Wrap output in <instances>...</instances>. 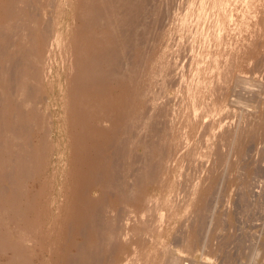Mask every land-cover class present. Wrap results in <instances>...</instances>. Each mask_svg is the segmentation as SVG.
<instances>
[{
  "label": "bare ground",
  "instance_id": "bare-ground-1",
  "mask_svg": "<svg viewBox=\"0 0 264 264\" xmlns=\"http://www.w3.org/2000/svg\"><path fill=\"white\" fill-rule=\"evenodd\" d=\"M170 1L0 0V256L9 254L8 264H32V251L27 248V242L39 239L36 237H40L39 241L52 240L48 252L62 240L63 249H59L56 264H102L105 255H108V261L103 264H117L114 256L121 244L126 243L127 230L124 231L119 223L122 219L119 214L112 213L115 210L107 201L111 197L108 195L117 196L120 203L123 199L135 197L150 181L166 188L170 186L166 180L167 162L156 160L164 159L166 152L169 157L178 149L182 133L178 136L175 130L176 118L173 119L177 113L171 118L168 116L167 105L157 101L155 87L174 79L175 67L181 64L172 55L179 52L181 42L177 41L175 49L170 45L168 48L171 49L157 48L152 56L149 55L152 48L148 49L152 40L150 30H154L161 19L162 7ZM257 1L260 0L250 1L246 12L235 24L239 27L247 24V17L253 14ZM195 3L188 6L168 30L153 37L160 44L172 33L179 35L180 39L184 33L191 38L193 46L202 32L201 25L206 21L213 30L207 36L204 59H199L200 55L192 58L191 68L195 72L189 85L184 76H180L181 81L177 79L182 93L180 104L188 108L185 109L189 110V115L199 106L210 113L215 111L216 99L208 103L200 98L206 93L224 97L223 90L241 60L243 46V42L238 41L227 50L222 49L227 44L224 35L233 16L227 0H197V5ZM48 7L52 8L51 11L49 8L50 15L47 14ZM261 21H264V13ZM257 34L253 37V45L258 39ZM243 82L238 75L236 83ZM115 89L122 91L120 96H112ZM188 118L186 121L194 124ZM250 122L240 123L234 130L226 125L218 140L222 142L229 138V141L232 136L234 140L239 139ZM160 128L163 139L160 135L157 139L166 146L165 153L160 151L164 154L161 156L159 146L155 145L157 139H152L158 137ZM132 131L133 134L128 133ZM54 134L57 146L54 145ZM153 144L157 146L155 155L159 158L153 156ZM136 147L143 149L139 156L136 151L130 154ZM126 151H131L129 157L135 155L137 160L133 156L123 162ZM195 154H198L197 147L189 148L184 155L193 158ZM152 157L158 158L155 162L159 167L152 165ZM156 167L159 173L155 171ZM47 171L50 174L44 175L42 186L52 192L56 190L54 193H58L62 200L56 197L49 199L50 203L46 201V204L55 205V214L47 218L43 230L37 228L39 221L36 223L39 219L36 212L38 202L33 201L32 196L25 200L22 196L23 192L26 195L25 184L37 180V174L40 177ZM197 184L187 189L184 201L188 205L197 201L201 189ZM93 189H98L100 194L91 199ZM52 192L49 197L53 196ZM172 196L168 193L163 203L170 210L177 205ZM48 210L50 213V209H43V215H49ZM31 214L36 218L33 219ZM38 214L40 216V212ZM196 217L199 219L200 215L191 218L195 220ZM193 223L186 225L184 231L182 229L183 239L188 243L193 242V233H189ZM141 224L142 230L132 236L141 240L136 254L143 257L142 264H177L174 258H169L172 249L161 243V229L150 227L145 220H141ZM147 235L150 237L146 238ZM90 237H94L93 241ZM148 242L150 247H146ZM67 246L74 248L75 252H66ZM0 264L6 263L0 261Z\"/></svg>",
  "mask_w": 264,
  "mask_h": 264
},
{
  "label": "rangeland",
  "instance_id": "rangeland-1",
  "mask_svg": "<svg viewBox=\"0 0 264 264\" xmlns=\"http://www.w3.org/2000/svg\"><path fill=\"white\" fill-rule=\"evenodd\" d=\"M174 1L176 2L174 3ZM250 1L251 0H227L228 5L232 9L233 16L230 18L229 26L224 35L227 44L225 47L223 46L222 49L227 50L229 47L234 46L238 41H242L243 46L240 50L241 60H238V65H235L233 61L232 66L235 65V72L232 73V79L230 78L225 89L226 91L223 90L224 97L217 98L218 96L216 97L213 95V98L212 95L211 97L206 93L200 98V100L208 103H211L216 99V109L211 113L199 106L196 108V110L198 109L197 111H190L193 114H187V111L189 110H186L188 109L187 107L181 106L180 97L182 96V93L180 88L178 89V83L181 81L180 76H184L185 83L188 85L191 81L195 72V70L191 68L193 65V56L200 55L199 59H204L205 57L204 50L207 45V36L213 32V30H210L208 27V21L201 25L202 32L199 34L198 39L194 42L193 46H191L190 43L191 38L186 37L184 33H181L182 36L184 35L181 39L179 35L172 33L169 37L167 36L165 40L161 41L160 44L158 41H154V38L157 37L160 31L165 32L177 21L178 17L180 19L183 16L184 11L188 6L193 5L194 2H196L195 5H197V0H171L168 5L164 4L160 13L161 19L159 22L161 24L158 22L157 24L160 25L158 26L156 24V26L153 27L154 30H150L152 40L148 45V49L152 48L149 53L151 56L156 54L158 51H156L157 48H168V45H170L172 49H175L177 41L179 40L181 42L179 52L175 55L173 54L172 57L182 66L179 65L178 67L176 64L177 66L174 71L176 74H174V79L163 85H156L155 92L158 93L157 101L167 105V112L169 110V115H167L170 118L177 113L178 117L175 116L173 119L175 121L176 118V121L174 122L175 130L178 136L182 133L180 142L183 143L179 144L178 149L175 150V152L177 151L176 153L173 151L168 157L167 152L165 151L166 148L164 149L166 146H163L161 143V140L163 139V135H161L163 134L162 127L160 128L161 130L159 129V132H157L158 137H156L157 135L155 134L156 136L152 138L154 141V138L160 139V137H162L161 140H155V143H157L154 144L159 146L158 148H160V150L159 153L158 151L157 153L160 156L164 155L163 152L160 153V151L164 150V153L166 152L165 155L167 159L164 155V159L160 157L161 159L156 160L159 158V155L156 156L157 154L155 152L157 146L155 147L153 144L151 148L154 153L153 156L156 154L154 157L158 158L155 159L152 157L154 162L150 160V163L152 164L153 162L152 165L158 166V161L162 163L167 162L169 171L166 172V180L170 183L168 188L163 186V184L161 185V183L150 181V183L148 182V184L135 194V197L132 196L129 199L127 198V201L123 199L125 201L121 200L122 203H119L120 200H118L119 198L117 196L113 197V195H108V197H111L108 198L107 201L110 205L112 204L111 207L115 210L112 213L119 214V217L122 218L119 220V223L122 225L124 231L125 228L127 230L125 232V237L129 236L127 237L129 238V241L124 237V242L126 240V243L121 244L119 250L114 256V259L118 262L117 264H142L144 260L142 259L143 257H141V255L138 257L136 254L140 250L141 240L138 237L135 238L132 236L137 233V231L142 230L143 226L141 220L147 221L152 228L156 227L157 229H161V243L172 249L169 258H174L177 261V264H264V21H261L264 13V0L257 1L253 14L247 17V24L244 27H239L238 24H235V22L238 23L239 21L237 20L239 19L238 17L243 12H246V6ZM49 8L50 11L52 9L51 7H48V15H50ZM172 14L173 16H171ZM257 19L259 20L257 21ZM256 31L260 35H258ZM256 34L258 35V39L253 45L252 40ZM128 62H130V60ZM56 68L57 67H54V69ZM235 75L241 76L245 82L238 85V83H236L237 76ZM178 78L180 81L177 80ZM164 87H167V91H164L163 93ZM115 91H112V96H120L122 91L120 90V92L118 89H115ZM175 107L176 109H179L178 111L175 109L176 112L173 109ZM182 111L185 114H180ZM198 111H200L199 114H197ZM186 115L191 118V122L194 121V124L189 123L188 120L186 121L188 118ZM244 116L248 121L246 118H243ZM223 117H225V119ZM198 119L200 122L197 121ZM204 121H206L207 124ZM246 122H250L247 125L248 129L244 134L238 137L239 139L235 138L234 140V137L232 136L229 141V138L227 141L223 140L224 143L223 141L221 142L218 140L219 133L226 125V128H232V130H234L240 123ZM178 128L179 130L181 128V130L179 131ZM129 130L131 131L133 128H130ZM133 132L134 131L128 133L133 134ZM172 134L174 137L177 136L175 131ZM54 135L53 136L56 139L54 145H56L57 138L56 134ZM127 135L131 136L130 134ZM36 140L37 137L34 138V141ZM192 147H197L198 154H195L193 158L186 157L184 154H186V151ZM141 150L143 151L141 147H136L132 152L126 151V159L123 157L124 155L122 156L123 162L127 159L129 160L133 156L135 157V155L129 157L130 154H135V151L136 155L138 153L139 156L142 152ZM216 156L218 158H216ZM216 159H218V161ZM155 160L157 162H155ZM215 161L217 162L215 163ZM158 167L154 168L157 173H159L157 169ZM47 174L50 173L47 171L46 174L44 173L43 176L40 177L37 174L35 176L37 177V180L35 179V181H33V179V182H31V180L28 181L25 184L26 195H24L25 192H23L22 196L24 200L27 199L26 197L30 199L33 197L32 200L35 199L38 202H36V212L39 219H36V223L39 221L37 224L40 225H37V228H43V230L48 222V217L55 214V205L53 206L48 203H50V200L54 198L57 199L56 197L59 196L58 193H54L56 190H53L52 192L50 188L46 189L47 187H43L45 181L44 178L45 176H48ZM53 182H55V179ZM194 183L200 186L201 189L197 193L196 203L188 205L184 200L187 198V189H189ZM29 187L33 188L30 190ZM92 191L91 199L96 198L95 196L97 195L99 196L100 191L98 189H93ZM50 192L53 193V196L51 193L53 198L49 197ZM139 193L141 195H139ZM168 193L173 195V202L175 205L177 204L172 210L168 209V207L163 204ZM145 198L146 202L144 201ZM58 200H62V197L61 199L58 197ZM46 201L48 202L47 204ZM50 205H52L53 208ZM42 206H46L43 208L44 210L50 209L51 212L53 211V214H51V212L49 213L48 210L47 213L49 215H43ZM37 207L40 208L38 209ZM122 207H124L125 210ZM36 212H34L35 215ZM39 212L40 216L38 214ZM199 212L203 213L204 216ZM195 213L199 214L200 218L198 219V216L193 220L194 218L192 219L191 217H194L196 215ZM34 214H31L33 215V217L31 216L33 219L36 218ZM201 217L202 219L204 218V222L201 221ZM198 221L199 223H197ZM192 222H194V225H192L193 228L191 230L189 229V233H193L194 239L192 238L191 240H193V242L190 241L188 243V241L186 242V240L183 239V231L186 225H190ZM38 229H36L37 232ZM126 233L128 234L126 235ZM180 234L182 236H180ZM149 237L150 236L148 235L146 236V238ZM36 238L40 239V237ZM39 239H36L38 242L34 240L27 242V248H30L32 251L30 254L31 258L28 257V263L30 262V258L31 262H33L32 264H56L57 260L55 259L60 255L59 249H63L62 240L57 241L53 245V249L58 248L57 251L52 249L51 252H48V244H51L52 240L48 241L47 239H44V241H39ZM93 239L94 237H90V240L93 241ZM46 240L47 243H45ZM77 240L80 241L81 238L77 237ZM146 245V247H150L149 242L146 243ZM33 248L35 249L32 250ZM74 250V248H69V246L66 247V252H75ZM107 256L108 255L104 256L101 262L102 264L103 262L105 263L106 260L108 261ZM9 258V254H3L0 256V261L8 264L7 260L9 261Z\"/></svg>",
  "mask_w": 264,
  "mask_h": 264
}]
</instances>
